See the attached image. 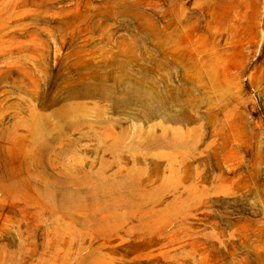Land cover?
<instances>
[{"label": "rangeland", "instance_id": "rangeland-1", "mask_svg": "<svg viewBox=\"0 0 264 264\" xmlns=\"http://www.w3.org/2000/svg\"><path fill=\"white\" fill-rule=\"evenodd\" d=\"M0 264H264V0H0Z\"/></svg>", "mask_w": 264, "mask_h": 264}]
</instances>
